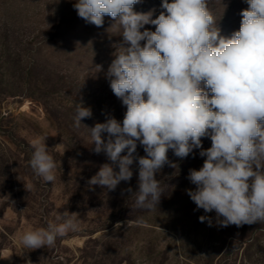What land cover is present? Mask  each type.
Masks as SVG:
<instances>
[{
  "label": "clouds",
  "instance_id": "9594fccd",
  "mask_svg": "<svg viewBox=\"0 0 264 264\" xmlns=\"http://www.w3.org/2000/svg\"><path fill=\"white\" fill-rule=\"evenodd\" d=\"M138 2L76 0L73 5L80 18L97 27L106 16L116 20L123 37L106 75L126 106L124 118L83 124L92 150L111 161L87 181L89 188L115 190L132 179L130 166L138 160V190L126 191L135 195L137 208L154 209L163 195L156 174L165 165L177 166L169 150L184 159L200 149L203 165L187 177L195 190H186L196 208L215 212L221 227L264 222V0H246L239 30L227 38L220 35L208 0H162L155 18L154 10L134 11ZM91 117V108L77 102L75 126ZM202 138H209L211 147L204 149ZM138 144L144 156L134 155ZM31 146L30 167L45 182H54L57 162L46 137L37 136ZM78 216L60 211L57 222L25 232L22 250L54 245L57 237L78 230ZM199 220L212 225L207 215Z\"/></svg>",
  "mask_w": 264,
  "mask_h": 264
},
{
  "label": "rangeland",
  "instance_id": "374dc122",
  "mask_svg": "<svg viewBox=\"0 0 264 264\" xmlns=\"http://www.w3.org/2000/svg\"><path fill=\"white\" fill-rule=\"evenodd\" d=\"M74 3L76 0H0V44L25 48L28 61L39 60L46 69H55L60 77L57 94L45 100L37 90L21 89L18 84H13L10 90L22 91L27 96L0 94V165L5 154L14 181L12 188L0 196V231L8 234L5 247L0 251V264H26V260H31L32 264H57L58 261L88 264L90 261L84 256L95 248V243L86 248L87 240L107 231L102 228L111 225L108 221L114 215L122 213L127 218L119 221V225L133 223L131 219L138 210L136 204H125L123 192L118 189L120 184L112 191L98 185L90 189L87 184L102 164L111 163L104 152L96 154L92 150L90 130L84 125L93 127L109 116L122 114V101L113 94L106 74L115 58V45L121 43L123 37L116 20L106 16L102 27L86 23L78 16ZM161 3L162 0H139L133 9L136 12L154 10L155 18L162 10ZM208 7L221 36L227 38L239 30L241 16L237 15L236 19L226 13V0H208ZM145 28L155 30L153 25ZM96 66H102L101 70L97 71ZM73 95L85 107H92V116L98 118L93 125L85 118L79 127L75 126L76 107L69 102ZM37 136L46 137L49 154L57 162L54 182H45L30 167L31 141ZM102 138L106 141L107 134H102ZM202 146L211 147V140L202 138ZM195 152L203 165L205 157L199 155L200 149ZM134 165L138 166V160H134ZM163 172L162 168L156 177H163ZM161 189L166 195L169 188L161 186ZM65 210L79 213L78 230L69 231L63 240L57 237L52 246L22 250L20 238L25 232L57 222L56 214ZM148 219H154L157 224L172 223L165 218L158 220L148 216ZM153 228L139 231L140 238L155 242L158 250L152 255L136 252L137 264H151L154 258L156 262L161 261L167 247L171 251L165 264H186L184 256H192L193 247L186 243L180 245L172 231L165 227ZM91 231L94 233L89 234ZM204 235L195 243L201 264H255L264 258L263 236L262 250L259 247L245 249L243 241L228 242L222 250L213 252L211 260L212 244L207 240V231Z\"/></svg>",
  "mask_w": 264,
  "mask_h": 264
},
{
  "label": "trees",
  "instance_id": "16d2710c",
  "mask_svg": "<svg viewBox=\"0 0 264 264\" xmlns=\"http://www.w3.org/2000/svg\"><path fill=\"white\" fill-rule=\"evenodd\" d=\"M226 1V13L234 17L239 16L240 12L248 7L246 0ZM5 36L8 40V35ZM58 78L60 77L55 69H46L39 60L28 61L25 56V48H14L5 42L0 44V94L27 96L22 91H11L13 84H18L17 86L21 89L25 87V90H29L30 88L37 90L40 98L45 100L46 97H52V95L57 94ZM69 102L76 107L79 99L73 95ZM122 108L123 111L120 116L114 114L111 117L122 121L126 106ZM97 119L92 116L86 120L90 121V125H93ZM105 121L106 119H104ZM195 151L196 149L188 157L180 159L169 150V160L177 166L176 168H172L165 165L163 167V177H156L157 180H160V186L169 188L167 194L161 196L159 205L154 209L138 208L137 213L131 219L133 223L127 226L116 225L119 221L127 219L125 215L121 213L119 216H112L108 221L111 225L107 228H102V230L108 229L107 231H104L97 238L90 237L87 240L86 248L87 246L89 247L90 243H95V248L84 256L86 261H90L88 264H137L134 258L136 252H148L149 255L155 254L159 247L158 244L151 240L146 241L141 239L139 232L146 228H150L149 231H152V229H155L153 228L154 226L169 229L172 231L173 236L177 238L180 245L184 246L186 243V246L193 247V255L190 257L184 256L186 264H201L199 259L200 254L198 252L196 253L195 246L199 243V239L206 231L208 232L207 240L212 244L209 249V257H211L209 259L211 260L215 255L213 252L216 253V251L222 250L228 245V242L234 244L235 241H243L246 243L245 249L248 247H252V249L259 247V250H262L261 239L264 236L262 233V230H264V222H257L250 225L244 224L239 227L235 225L221 227L216 222L215 212L205 213L203 209L196 208L195 203L190 199L186 191L188 189L195 190L196 187L187 178L189 170H199L202 167V161ZM134 155H145L143 147L139 144ZM0 166V196H2L12 188L14 182L10 163L8 160H5V154H2ZM130 167L133 171L132 179L128 182L121 181L120 186H118V189H121L123 192L125 204L129 206L135 204L136 197L126 190L128 188H131L133 192L138 190L139 172V166L134 165V163ZM202 215H207L212 218L211 226H209L207 221L200 222L199 217ZM148 216L149 218L154 217L158 220L159 218H165L172 223L171 225L169 223L157 224L154 219H152L153 221L148 219ZM138 219H142L143 223H136ZM145 225H152L153 227H146ZM93 233L94 231L89 232V234ZM7 236L8 234L5 231H0V238H2L0 240V251L5 247L4 240H6ZM64 238L66 237H61V240ZM98 246L100 248L99 251L97 250ZM142 247L146 249H140ZM170 251V247H167L162 254V260L156 262L154 258L151 264H165ZM262 251L264 256V249ZM57 264L63 263L58 261ZM255 264H264V258L260 263Z\"/></svg>",
  "mask_w": 264,
  "mask_h": 264
}]
</instances>
